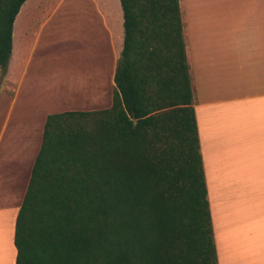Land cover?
<instances>
[{"label":"trees","instance_id":"1","mask_svg":"<svg viewBox=\"0 0 264 264\" xmlns=\"http://www.w3.org/2000/svg\"><path fill=\"white\" fill-rule=\"evenodd\" d=\"M26 0H0V70ZM111 105L47 115L16 264H218L179 0H119Z\"/></svg>","mask_w":264,"mask_h":264},{"label":"crops","instance_id":"2","mask_svg":"<svg viewBox=\"0 0 264 264\" xmlns=\"http://www.w3.org/2000/svg\"><path fill=\"white\" fill-rule=\"evenodd\" d=\"M179 2L217 262L264 264V0ZM78 6L85 20L91 11V21L100 24L107 49L99 37L87 68H47L41 49L53 39L45 37L79 27ZM122 22L119 0L20 6L6 70H0V264H16L15 220L50 114L43 93L65 87L57 112L109 107ZM61 70L71 84H62Z\"/></svg>","mask_w":264,"mask_h":264},{"label":"rangeland","instance_id":"3","mask_svg":"<svg viewBox=\"0 0 264 264\" xmlns=\"http://www.w3.org/2000/svg\"><path fill=\"white\" fill-rule=\"evenodd\" d=\"M83 11L84 10L81 8V6L77 7V14L75 11V17L76 19L78 18V16L80 17L81 24L77 22V25L80 24V26L74 27L70 31V34L69 32L63 31L62 29L54 36L45 37V41L53 39L50 40L49 43H46V45L41 49V56H42L41 60L43 62V65H46L47 68L51 67V65H49L50 63H57V65L63 69L65 67L66 68L72 67L73 69L74 68L79 69V66H82L83 68H87L88 66H90V64L93 63L94 52L97 49L96 45L97 44L99 45L102 42L101 40H99V37L101 36L104 37V34L102 30L100 31L101 29L99 27L100 24H98V22L91 21V17H92L90 13L91 11L88 12L87 20H85L84 17L85 14L83 13ZM86 21H88L87 24ZM94 25H96V27H94ZM89 30L91 32H89ZM102 40H103L102 43L104 45L103 46L104 48L106 47L107 41L103 38ZM80 71L83 72L82 70ZM59 73L62 74L61 79L63 85L66 86L67 85L65 84L66 82L71 84L70 82L71 76L68 71L61 70V72ZM57 90L58 91H56V93L54 94V88L51 86L48 87V92L43 93V96H45L43 97V99L44 98L48 99V104H47L48 107L46 110L48 111V113L51 112L55 113L57 111H60L61 109L57 102L60 98H64L63 96L66 95L65 87L61 86ZM102 106L103 105H100L99 107Z\"/></svg>","mask_w":264,"mask_h":264}]
</instances>
